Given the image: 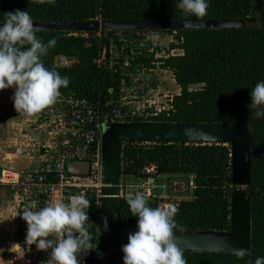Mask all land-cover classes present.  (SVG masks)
Segmentation results:
<instances>
[{"label": "trees", "instance_id": "1", "mask_svg": "<svg viewBox=\"0 0 264 264\" xmlns=\"http://www.w3.org/2000/svg\"><path fill=\"white\" fill-rule=\"evenodd\" d=\"M178 0H0V21L4 13L16 9L31 15L43 42L57 38L41 59L46 68L67 76L68 86L60 89L64 97L91 100L107 114L121 100L124 87L135 75L156 68L158 63L173 73L180 92L163 109L135 122H186L247 124L252 130V250L243 258L233 253L184 252L187 264H254L264 257V118L251 115V88L264 80V0L256 9L254 0H210L203 18L185 16L176 7ZM237 21L255 20V25L228 29H189L177 31L182 54L156 58L150 42L132 45L115 37V31H77L60 29L100 21ZM144 32V31H141ZM172 32V31H167ZM132 39L137 32H122ZM117 45V52H113ZM120 49V51H119ZM106 64H98L103 51ZM116 53V54H115ZM73 61L59 66L56 59ZM129 61L130 66L123 68ZM254 112V110H252ZM231 147L225 145L125 143L122 148V177L142 176L145 166L154 164L158 175H193L191 198L180 202L175 214L177 224L186 232H226L231 229L233 190ZM144 177V176H142ZM122 198L121 227L135 231L127 199ZM151 207L157 198L146 199ZM93 243L98 242L99 220L89 210ZM176 231V230H174Z\"/></svg>", "mask_w": 264, "mask_h": 264}, {"label": "clouds", "instance_id": "2", "mask_svg": "<svg viewBox=\"0 0 264 264\" xmlns=\"http://www.w3.org/2000/svg\"><path fill=\"white\" fill-rule=\"evenodd\" d=\"M209 3L210 0H178L176 7L186 17L203 18ZM37 31L39 28L26 10L4 13L0 21V90L14 89L11 100L19 114L32 115L54 104L60 89L69 84L66 75L46 68L41 59L55 47L57 38L45 43L37 37ZM250 96L251 115L264 118V80L251 88ZM127 204L132 216L137 218V225L129 234L128 243L121 246L124 264H187L174 232L185 231L174 218L176 208L151 207L139 192L129 196ZM88 208L89 201L83 193L71 195L67 202L52 199L42 207L26 206L19 215L27 226L24 243L47 252L44 264H79L77 253L81 251H96L98 258L103 259L99 243H93L90 233ZM102 219L103 231H110L108 217ZM97 226L101 234V227ZM53 235L55 241L49 239ZM233 254L243 258L246 250L234 249ZM254 264H264V257L258 256Z\"/></svg>", "mask_w": 264, "mask_h": 264}, {"label": "built area", "instance_id": "3", "mask_svg": "<svg viewBox=\"0 0 264 264\" xmlns=\"http://www.w3.org/2000/svg\"><path fill=\"white\" fill-rule=\"evenodd\" d=\"M151 34L147 31H138L132 39L127 38L122 32H117L115 37L121 41L143 46L149 42ZM151 44V43H150ZM107 51L104 50L98 64H106ZM63 63L59 66H69L72 60L59 57ZM64 61L66 62L64 64ZM130 66L129 61L123 68ZM146 71L135 75L134 86L131 90L121 95V100L114 104L107 114H102L98 107L89 99L64 97L59 95L56 102L38 113L33 114L38 126L32 129L33 134L43 131L50 134L49 141L40 142L41 158L38 165L20 171L11 170L5 166L0 167V223L5 218L11 217L13 221V243L15 256L21 264H44L48 255L45 251L37 250L35 245L28 247L25 241L26 222L19 216L22 210L29 205L42 207L52 199L67 202L73 194L83 193L89 201V210H93L101 227L102 188L104 187V164L102 153V126L106 122H135L137 117L147 119L156 115L165 107L151 104L150 96L155 89L156 82L161 79L149 77ZM151 74V73H150ZM139 101L138 106L131 107L127 100ZM72 163H87L88 174H71L69 165ZM143 175L149 177L148 182L142 186V195L146 199L157 198L159 207H175L179 209L181 199L173 197L179 180H173L167 185L154 188V177L159 178L158 168L154 164L144 167ZM157 185V184H155ZM162 188L166 196H160L156 189ZM121 193L123 187L121 182ZM145 193L146 196H145ZM126 196H134L128 194ZM175 196V195H174ZM175 213V214H176ZM49 239L55 241V236ZM99 251L104 254L103 259L98 258L96 251H81L77 253L79 264H124L123 252L103 250L100 247V233L98 236Z\"/></svg>", "mask_w": 264, "mask_h": 264}, {"label": "water", "instance_id": "4", "mask_svg": "<svg viewBox=\"0 0 264 264\" xmlns=\"http://www.w3.org/2000/svg\"><path fill=\"white\" fill-rule=\"evenodd\" d=\"M255 6L260 0H254ZM255 20L237 21H100L60 29L77 31H181L189 29H228L246 25ZM225 145L231 147L232 180L235 188L231 195V229L226 232H176V242L184 252L233 253L234 249L252 250V130L247 124L186 123V122H106L102 126V153L104 187L102 188L100 247L121 251L134 231L121 227L122 205V148L125 143ZM71 174H88L87 163L69 165ZM103 216L108 217L110 231H103Z\"/></svg>", "mask_w": 264, "mask_h": 264}, {"label": "rangeland", "instance_id": "5", "mask_svg": "<svg viewBox=\"0 0 264 264\" xmlns=\"http://www.w3.org/2000/svg\"><path fill=\"white\" fill-rule=\"evenodd\" d=\"M255 3V2H254ZM149 32V31H148ZM152 36L149 39V42L154 47L153 53L156 54V58L167 57L169 54L179 55L182 54L181 50L172 49V45L179 44L177 34L175 31L167 32V31H150ZM117 45H113V52H117ZM120 51V49H119ZM116 54V53H115ZM57 64H62L63 62L60 59H56ZM66 62L64 61V64ZM73 62H69L68 65H71ZM151 73V74H150ZM148 72L147 75L149 77L154 78L155 76L161 79L160 82H156V86L154 91L151 94L150 102L151 104H155L159 107L166 106L169 104V100L173 95H175L177 88L173 73L169 70H165L161 67V63H158L156 68L153 69L152 72ZM157 77V79H158ZM134 78H136L134 76ZM135 81H133V84ZM166 84V85H165ZM9 89V88H8ZM3 91H7L6 89L0 90V94ZM13 94L11 93V96ZM10 95L2 96V99L5 100L6 107H4L3 113L11 112L12 119L11 126L9 130H2L0 125V167L7 165L8 168L15 169L17 171L23 169H29L36 166L38 164V155L40 154V142H42L41 138L33 136L30 132L32 129H37L35 126H38V123L35 121V117L32 115L19 114L13 105V101L11 100ZM4 102V101H1ZM0 102V103H1ZM10 102V103H9ZM126 102H131V107L139 105V101L137 100H127ZM163 110V109H162ZM2 111V110H1ZM2 113V112H1ZM23 120V121H22ZM22 123H25L23 125ZM29 125H35L34 127L29 129ZM38 132V129H37ZM36 135V134H35ZM142 176H123L122 177V187H123V197L128 194L135 195L137 192L143 194L142 186L145 182H148L146 175ZM173 180H179L182 183H179L177 187V191L173 192V197L177 199L191 198L194 189V176L193 175H162L159 178H155L153 183L157 185L152 186L156 188L159 185H167ZM143 183V184H142ZM159 191L160 196H166L167 192L162 188L156 189ZM147 193H145L146 196ZM175 195V196H174ZM4 222L0 223V264H21L19 260L16 258L15 254V246L13 243V221L11 217H7L3 220Z\"/></svg>", "mask_w": 264, "mask_h": 264}, {"label": "crops", "instance_id": "6", "mask_svg": "<svg viewBox=\"0 0 264 264\" xmlns=\"http://www.w3.org/2000/svg\"><path fill=\"white\" fill-rule=\"evenodd\" d=\"M175 82V81H174ZM166 85V84H165ZM177 85V84H176ZM134 86V84H130V86H126V87H124V91L126 92V93H128L130 90H131V88ZM177 90H176V94H178L179 92H180V88H179V86L177 85ZM7 91H3L1 94H0V102L1 101H4V102H1L0 103V125H1V128H2V130H4V131H6V130H9L10 129V126H11V121H10V119H12L11 117H12V113L11 112H6V113H3V111H5L4 110V107H6L7 106V104H5V100H7V98L4 100V99H2L1 97L4 95V96H6V95H10L9 97H11V93L12 94H14V89L13 88H9V89H6ZM151 98V97H150ZM10 103V102H9ZM165 107V109H169L170 108V105L169 104H167L166 106H164ZM2 110V111H1ZM2 112V113H1ZM23 121V120H22ZM23 125H25V123H22ZM35 125H29V129L30 128H32V127H34ZM7 132V131H6ZM31 134L33 133V132H30ZM33 136H36V137H38V139L39 138H41V140H43V141H49V139H50V137H51V135L50 134H46V133H44L43 131H40L39 133H36V135L35 134H32ZM40 158H41V153L38 155V164H39V162H40ZM37 163H36V165H38ZM5 167H7L8 168V166L7 165H4ZM9 169H11V168H9ZM11 170H13V169H11ZM15 170V169H14ZM17 171V170H16ZM162 176V175H161Z\"/></svg>", "mask_w": 264, "mask_h": 264}]
</instances>
